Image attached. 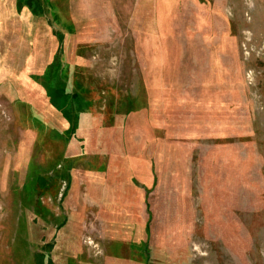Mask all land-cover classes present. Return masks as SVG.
I'll return each mask as SVG.
<instances>
[{"label":"rangeland","instance_id":"1","mask_svg":"<svg viewBox=\"0 0 264 264\" xmlns=\"http://www.w3.org/2000/svg\"><path fill=\"white\" fill-rule=\"evenodd\" d=\"M0 264H264V0H0Z\"/></svg>","mask_w":264,"mask_h":264},{"label":"trees","instance_id":"2","mask_svg":"<svg viewBox=\"0 0 264 264\" xmlns=\"http://www.w3.org/2000/svg\"><path fill=\"white\" fill-rule=\"evenodd\" d=\"M57 70L55 71V72H50V76H49V79L50 80H52L53 82H56V81H60V78L57 76ZM50 90H54V88H48V92H50L51 93V91ZM55 91V90H54ZM62 93H61V91L60 90H57V96H59L60 97V95H61ZM58 97V99H59V102H58V107H56V108H59L60 107V98ZM52 100V99H51ZM51 103V102H50ZM52 104V103H51ZM53 105V104H52ZM54 106V105H53Z\"/></svg>","mask_w":264,"mask_h":264}]
</instances>
